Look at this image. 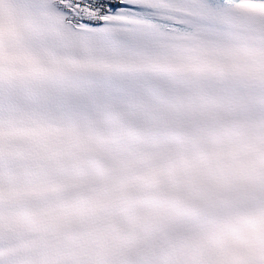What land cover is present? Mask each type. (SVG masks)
I'll list each match as a JSON object with an SVG mask.
<instances>
[{
  "label": "snow or ice",
  "instance_id": "6c2138e0",
  "mask_svg": "<svg viewBox=\"0 0 264 264\" xmlns=\"http://www.w3.org/2000/svg\"><path fill=\"white\" fill-rule=\"evenodd\" d=\"M0 264H264V0H0Z\"/></svg>",
  "mask_w": 264,
  "mask_h": 264
}]
</instances>
